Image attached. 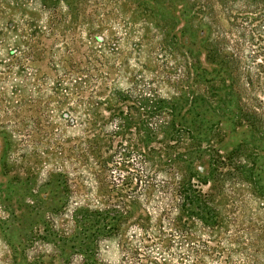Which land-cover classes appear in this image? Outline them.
I'll list each match as a JSON object with an SVG mask.
<instances>
[{
	"label": "trees",
	"instance_id": "16d2710c",
	"mask_svg": "<svg viewBox=\"0 0 264 264\" xmlns=\"http://www.w3.org/2000/svg\"><path fill=\"white\" fill-rule=\"evenodd\" d=\"M106 1L0 0V238L26 217L37 264H264V45L230 0Z\"/></svg>",
	"mask_w": 264,
	"mask_h": 264
},
{
	"label": "rangeland",
	"instance_id": "374dc122",
	"mask_svg": "<svg viewBox=\"0 0 264 264\" xmlns=\"http://www.w3.org/2000/svg\"><path fill=\"white\" fill-rule=\"evenodd\" d=\"M111 6L112 4L106 0H89L85 7L86 10L98 8L103 12H108V10L112 8ZM213 6L216 9L221 8L219 2L214 1ZM227 7L228 10H230L229 12L237 17L236 21L240 27L238 38H253L252 44H245L244 48L247 50L250 49L249 51L260 60L262 58L260 47L264 45V41L261 39L264 38V0H230L228 1ZM234 141H236L235 138ZM40 174L38 178L40 184L38 194L41 196L49 194L48 196L50 198H48L45 203L48 205L55 204L60 196V188L56 187V184H44L42 182L44 181V174L42 171ZM7 188L13 190L14 187L8 182L7 176L0 175V195L1 191L2 195H4L5 191L3 192V190ZM21 192V190H17L19 195ZM13 198L15 197H12V202ZM29 219L30 218L22 217L18 220L19 222H17V220L10 218L8 220L9 222L7 221V223H9L8 228L4 231L7 241L0 238V264H4L5 262H11V264H37L33 262L34 254L32 249L26 248V246L28 247L30 245L27 243V239H37L42 233H40V229H38L40 226H35L32 228L33 230L30 231V227H28ZM68 252V248H65L64 254ZM62 258L63 257H57L53 260L52 264H62ZM99 258L107 264H113L117 259L116 251L111 245L107 248L102 247Z\"/></svg>",
	"mask_w": 264,
	"mask_h": 264
}]
</instances>
